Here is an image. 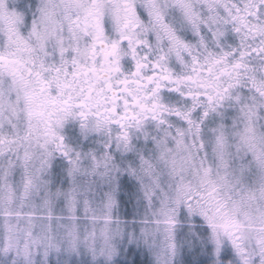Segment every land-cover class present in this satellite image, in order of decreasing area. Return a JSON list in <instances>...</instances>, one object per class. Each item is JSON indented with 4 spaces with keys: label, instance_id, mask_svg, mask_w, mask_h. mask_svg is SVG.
<instances>
[{
    "label": "clouds",
    "instance_id": "1",
    "mask_svg": "<svg viewBox=\"0 0 264 264\" xmlns=\"http://www.w3.org/2000/svg\"><path fill=\"white\" fill-rule=\"evenodd\" d=\"M0 264H264V0H0Z\"/></svg>",
    "mask_w": 264,
    "mask_h": 264
}]
</instances>
